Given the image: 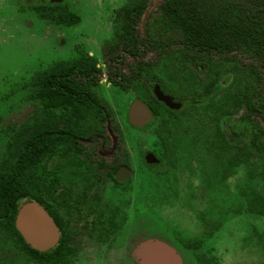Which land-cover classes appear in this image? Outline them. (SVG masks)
<instances>
[{"label": "trees", "instance_id": "1", "mask_svg": "<svg viewBox=\"0 0 264 264\" xmlns=\"http://www.w3.org/2000/svg\"><path fill=\"white\" fill-rule=\"evenodd\" d=\"M125 1L114 12L116 45L131 48L146 41L148 47L159 51L161 64L160 77L154 74L159 70L144 61L136 73L162 88L177 86L193 92L192 100L184 101L182 109L161 119L160 128L167 130L163 137L185 136L198 156L195 159L202 160L207 154L216 161L220 182L243 169L245 186L238 191L235 211L237 215L264 218V0H158L146 17L145 40L139 39L134 27H141L150 0ZM29 2L25 4L41 20L65 26L80 22V16L63 4ZM91 62L87 55L61 60L34 71L25 83V100L31 102L33 110L17 125H7L0 153V264H9L4 253L7 244L21 254L37 257L38 264L47 254L30 247L18 232V209L31 201L46 207V176L52 167L63 166L49 168L48 160L76 159V143L95 137L83 129L102 126L106 121L97 97L66 80L64 90H59L56 82L48 89L47 74L66 73L71 63ZM200 66L205 78L196 74ZM82 68L81 77L89 78L92 70ZM221 79L226 87L219 91ZM134 85L123 88L133 89ZM71 87L76 90L71 91ZM147 103L157 117V100L152 96ZM252 181L257 182V188L249 183ZM52 216L58 223L57 213ZM57 227L59 241L49 252L53 262L62 260L66 247L62 240L69 234L63 226ZM116 231L114 226L112 233ZM255 235L254 244L263 256L260 264H264V230ZM186 245L195 251L201 248L199 240ZM196 257L199 264H219L212 257Z\"/></svg>", "mask_w": 264, "mask_h": 264}, {"label": "flooded vegetation", "instance_id": "2", "mask_svg": "<svg viewBox=\"0 0 264 264\" xmlns=\"http://www.w3.org/2000/svg\"><path fill=\"white\" fill-rule=\"evenodd\" d=\"M27 1L30 0H24L23 3ZM38 1L63 4L76 14H78L77 8L81 7V4L66 3L65 0ZM121 5L111 10L109 16L110 35L102 40V46L100 45L99 48L95 46L93 42L95 39L89 37V35L95 37L92 35L93 33H88L86 30L81 31L78 33L76 41L78 43L72 46L71 52L66 57L55 60L47 66L55 65L61 60H73L83 55L91 57L93 59L91 63L69 64L66 73L47 74L46 84L50 89L52 82H56V87L59 90H64L65 80L69 83H78L82 86V91L85 94L90 93L99 99L98 107L103 111L106 121L102 126L83 129L86 133L94 134L95 137L90 141L76 143L78 151L76 159L48 160L49 168L55 164H63V166L60 169L52 167L50 174L53 172V175L46 176L44 196L46 207L35 201L27 202L39 204L55 226H63L69 230L68 237L62 240V243L66 245L62 260L53 262L52 255L49 254L59 241L58 239L53 247L39 250L47 252L41 257L43 261L41 264H111L109 263L111 259L109 253L113 250L117 236L131 219L138 218L139 206L145 203L146 183L152 185L153 182L161 184L173 181V175L178 169H180V173L184 171L182 175L186 172L185 166L182 164L185 158L194 160L198 157L194 153L193 145L187 141L185 136L174 135L172 138L166 135L163 137L167 130L164 127L160 128L161 119L172 116L173 112L182 109L184 101L192 100L193 92L177 86L162 88L155 81L146 80L143 76L139 77L135 70L141 61L147 62L150 68L155 67L159 70L154 74L160 77L159 51L148 47L146 41L144 45L131 48L116 45L114 22L117 17L114 16V12ZM78 15L80 16V14ZM83 22L81 16L80 22L71 26L57 25L43 20L46 28L50 29L52 25L64 26L71 32L74 27ZM134 28L135 34H139V39L145 40V24L143 28L137 25ZM156 32L158 31L155 30V34ZM156 60L157 62H155ZM83 65L92 70L89 78L81 77L79 71L83 69ZM190 66L196 67L192 64ZM196 72L200 78H205L202 66ZM50 76H57V80H53L54 77ZM128 84H135V87L124 89L123 86ZM220 85L219 91H222L226 87L224 79L220 80ZM147 86L150 87L147 88ZM155 88H159L163 95L169 97L173 103L179 104V107L173 108L158 100L154 94ZM70 90L74 91L76 88L71 87ZM126 94L131 96L127 105L116 98L117 96L122 98ZM152 96L158 102L156 104L158 120H156L157 117L154 115L153 109L147 103V100H150ZM136 100L141 101L150 112L151 118L143 119V126H134L130 123L131 106ZM110 101L116 104L115 113L109 106ZM32 110L33 106L30 111ZM114 116H119L122 120L120 122L122 127L113 123ZM129 128L143 130L147 140L145 138L143 141H138L130 137L127 132ZM78 130L81 131V129ZM150 138H154L155 141L149 142ZM206 156L207 154H204L202 160H195L204 163ZM187 174L189 175V173ZM56 213L58 223L52 216ZM114 226L117 227L116 233H112ZM191 241L194 240H183L182 245L186 247V244ZM199 241L202 245V240ZM139 245L140 243L133 249L132 258L141 264V259L134 255V251ZM191 251H193L196 261L197 255H202L203 259H206L200 250ZM22 256L25 258L23 264H38L37 257L24 254ZM8 263L12 264L13 261L8 260Z\"/></svg>", "mask_w": 264, "mask_h": 264}, {"label": "rangeland", "instance_id": "3", "mask_svg": "<svg viewBox=\"0 0 264 264\" xmlns=\"http://www.w3.org/2000/svg\"><path fill=\"white\" fill-rule=\"evenodd\" d=\"M23 2L0 0V153L7 138L3 133L7 125H17L31 112L33 105L25 100V83L31 74L66 57L78 43L81 31L93 33L98 39L89 37L95 39L93 42L99 48L102 40L110 35L111 10L125 0H65L81 4L76 11L84 22L72 32L64 26L46 28L43 20ZM35 2L39 1L30 0L29 3ZM116 98L127 105L131 96ZM115 105L110 101L113 113ZM121 121L119 116H114L115 125L122 127ZM127 132L138 141L147 140L143 130L129 128ZM152 141L154 138H150L149 142ZM206 157L204 163L185 158L182 164L186 172L182 175L184 171L180 173L178 169L173 181L146 183L145 203L139 206V216L131 219L117 236L109 253V263L138 264L132 258V251L139 243L149 240L173 248L182 264H198L193 251L182 245L183 240H202L200 253L216 259L219 264L262 262V252L254 243L255 232L264 230V218L237 215L235 211L239 203L238 191L245 186V171L237 169L220 182V167L209 155ZM249 183L257 188L256 181ZM201 218L207 221V226ZM4 250L5 258L13 261L12 264L25 261L23 254L10 245Z\"/></svg>", "mask_w": 264, "mask_h": 264}, {"label": "water", "instance_id": "4", "mask_svg": "<svg viewBox=\"0 0 264 264\" xmlns=\"http://www.w3.org/2000/svg\"><path fill=\"white\" fill-rule=\"evenodd\" d=\"M158 0H150L147 9L141 20V27H144L146 17L152 8V4ZM154 94L157 99L167 105L178 108L179 104L162 94L159 88H155ZM130 123L134 126H143V119H150V112L139 100L132 103ZM16 228L27 244L37 250H46L53 247L58 240L59 232L57 226L37 203H25L18 210L15 220ZM134 255L141 259V264H182L181 258L175 250L168 245L149 240L140 243L135 249Z\"/></svg>", "mask_w": 264, "mask_h": 264}]
</instances>
